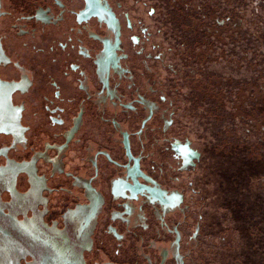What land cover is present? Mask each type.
Segmentation results:
<instances>
[{"label": "flooded vegetation", "instance_id": "1", "mask_svg": "<svg viewBox=\"0 0 264 264\" xmlns=\"http://www.w3.org/2000/svg\"><path fill=\"white\" fill-rule=\"evenodd\" d=\"M149 3L153 19L158 1ZM142 7L0 0L3 264L204 260L213 238L205 151L212 145L219 157L222 147L197 149L189 123L174 130L176 90L168 76L160 80L162 58ZM177 141L191 149L182 160Z\"/></svg>", "mask_w": 264, "mask_h": 264}, {"label": "water", "instance_id": "2", "mask_svg": "<svg viewBox=\"0 0 264 264\" xmlns=\"http://www.w3.org/2000/svg\"><path fill=\"white\" fill-rule=\"evenodd\" d=\"M157 1L151 19L150 0H142V21L143 28H152L162 58L160 80L168 76L176 90L171 95L177 109L174 130L188 131L189 123L197 149L211 142L222 147L219 157L212 145L211 152L209 147L205 151L207 181L202 185L208 198L264 115V0ZM188 4L191 11L184 8ZM165 66L171 71L164 72ZM7 199L2 193L1 200ZM13 210L21 220V210Z\"/></svg>", "mask_w": 264, "mask_h": 264}, {"label": "rangeland", "instance_id": "3", "mask_svg": "<svg viewBox=\"0 0 264 264\" xmlns=\"http://www.w3.org/2000/svg\"><path fill=\"white\" fill-rule=\"evenodd\" d=\"M207 203L213 238L201 264H264V128H254Z\"/></svg>", "mask_w": 264, "mask_h": 264}, {"label": "clouds", "instance_id": "4", "mask_svg": "<svg viewBox=\"0 0 264 264\" xmlns=\"http://www.w3.org/2000/svg\"><path fill=\"white\" fill-rule=\"evenodd\" d=\"M173 148H174L176 157L181 160L185 158V154H184L185 149H187L188 152L191 153L190 147L187 144H181L179 141L174 143Z\"/></svg>", "mask_w": 264, "mask_h": 264}, {"label": "trees", "instance_id": "5", "mask_svg": "<svg viewBox=\"0 0 264 264\" xmlns=\"http://www.w3.org/2000/svg\"><path fill=\"white\" fill-rule=\"evenodd\" d=\"M207 19L208 20H214V18L213 17H211L210 15L209 16H207ZM227 18H224L223 20L225 21ZM239 19V18H238ZM232 26V25H231ZM227 27V26H226ZM228 28H231V27H229L228 26ZM234 30H236V31H238L239 32V30H241V28L240 27H236V28H234ZM235 32V31H234ZM263 38V37H262ZM220 40H222V39H220ZM223 41V40H222ZM263 98V97H262ZM255 121V120H254ZM254 126H256V127H259V128H264V123H258V122H254Z\"/></svg>", "mask_w": 264, "mask_h": 264}, {"label": "snow or ice", "instance_id": "6", "mask_svg": "<svg viewBox=\"0 0 264 264\" xmlns=\"http://www.w3.org/2000/svg\"><path fill=\"white\" fill-rule=\"evenodd\" d=\"M184 154H185V157H187V156L190 155L191 153H189L188 150L185 149V150H184ZM185 162H186V163L188 162L187 159L185 160Z\"/></svg>", "mask_w": 264, "mask_h": 264}]
</instances>
